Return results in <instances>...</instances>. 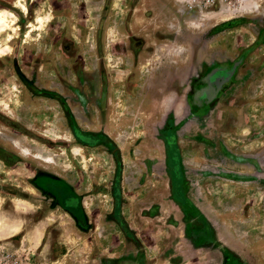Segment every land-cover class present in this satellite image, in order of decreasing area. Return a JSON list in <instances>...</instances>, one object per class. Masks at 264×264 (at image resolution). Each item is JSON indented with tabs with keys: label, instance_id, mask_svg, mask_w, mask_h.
Segmentation results:
<instances>
[{
	"label": "rangeland",
	"instance_id": "rangeland-1",
	"mask_svg": "<svg viewBox=\"0 0 264 264\" xmlns=\"http://www.w3.org/2000/svg\"><path fill=\"white\" fill-rule=\"evenodd\" d=\"M139 1L0 0V244L38 264H264V185L230 160L264 145L244 118L264 114V0ZM164 127L195 227L170 199Z\"/></svg>",
	"mask_w": 264,
	"mask_h": 264
},
{
	"label": "flooded vegetation",
	"instance_id": "flooded-vegetation-1",
	"mask_svg": "<svg viewBox=\"0 0 264 264\" xmlns=\"http://www.w3.org/2000/svg\"><path fill=\"white\" fill-rule=\"evenodd\" d=\"M167 126H169V125H167ZM170 132L171 131L169 130V128L164 127L162 129L160 135H161V138L164 142L165 166H166L165 172H166V175H167L168 180H169V188H170V192H171V198L176 204H178V206H180L182 213H183V217H185V220L188 219V221H186V224H187L186 227L187 226L195 227L197 225H194L193 223L189 222V220H190L189 214H191L192 215L191 217L195 218V220H198L196 218V216L201 215V214L197 213L194 205L189 204V200L183 191V188H182L183 186H182V183L180 182V179H179L180 175L176 172L177 167L175 166V161L177 159L176 155L179 151L178 142H177L176 137H174L173 132L171 135H170ZM120 173H121V167H120V165H117V171L115 173V181H114L115 182L114 183V192H112L113 195L115 194V189H118V185H116V184H118V182H119ZM46 184L49 185L50 182H46ZM58 186H59V190H57V188L55 189L54 187H53V189H54V193L56 194V197L61 201V203H63L69 209H71V208L75 209L76 206L78 207L76 202H73L72 198L69 195H66V196L64 195L65 188L62 187L61 185H58ZM119 195H120V193H119ZM187 206L190 207V209L192 207L193 208L190 210ZM199 220H200V217H199ZM205 229H207L208 232H210V236L212 239V232H211V229L209 228V226H208V228L206 226ZM197 231L199 232V230H197ZM227 255H228V252H227ZM231 257L234 260L236 259V258H234L235 256H231Z\"/></svg>",
	"mask_w": 264,
	"mask_h": 264
},
{
	"label": "crops",
	"instance_id": "crops-1",
	"mask_svg": "<svg viewBox=\"0 0 264 264\" xmlns=\"http://www.w3.org/2000/svg\"><path fill=\"white\" fill-rule=\"evenodd\" d=\"M150 1L151 0H140L137 4H136V8L139 10L140 8L141 9H144V8H146V7H148V5H149V3H150ZM179 1H183V0H179ZM141 6V7H140ZM141 9H140V11H141ZM140 11H138V12H140ZM145 40H147V38L145 39ZM181 46H182V44H180ZM183 48L184 49H186L187 47H186V43H184V45H183ZM141 50L143 49V47L142 48H140ZM144 50H146V51H149V48L147 47H145L144 48ZM141 52V51H140ZM140 52H138V53H140ZM260 98V101L258 102V104L259 105H261V104H263L264 105V95L263 96H260L259 97ZM244 118L245 119H247V124L250 126H252L253 127V125L255 124V122H253L254 120H257L259 123L261 122H264V114L262 115V113H259L258 112V114L256 115V118H255V114H252L251 112L250 113H248L247 115H245L244 116ZM253 130V129H252ZM226 134L228 135L229 134V132L228 131H226ZM249 145V144H248ZM247 145V146H248ZM230 147H228V145H226V146H224V148H223V146H222V144H221V147L219 146V150H222V151H224L225 153H226V155L227 156H229L230 155V152H233L231 149H229ZM246 150H248L247 152H248V154L246 155V157L243 155V157L241 158V160H238V161H235L234 160V158H231L230 160L232 161V163H233V166L232 167H234V164H235V162H237L235 165L236 166H242V167H244V168H246L247 170L246 171H244L243 173H242V176L244 177V179L242 178V179H240V181L241 182H250V183H253L254 182V179L256 178V180H257V184L259 185L260 183H262L263 185H264V145H262V147H260V148H258L257 150L256 149H251L250 150V146L249 147H247V149ZM257 168V172H256V175H254L253 176V173H254V171H252L254 168ZM252 172V173H251ZM256 176V177H255ZM166 180H167V185L169 186V180H168V177L166 178ZM170 199H172V198H170ZM189 200V199H188ZM174 202V201H173ZM194 207L196 208V211H197V213L198 214H204L203 213V211H202V209L199 207V206H197L195 203H194ZM71 211H78V209H72L71 208ZM72 212V213H73ZM71 213V214H72ZM184 219V218H183ZM186 225L187 224H185L184 226L186 227ZM120 226L123 228V230H125V232L128 234V235H131L132 233H131V231L129 230V229H124V224H123V226H122V224L120 223ZM82 227H84V226H82ZM211 229V228H210ZM182 232L184 233L185 232V230L183 229L182 230ZM182 238L183 239H185V237H184V235L182 236ZM213 238H215V240H217V241H219V240H222L221 238H220V236L219 235H217V232H216V234H215V232L213 231ZM49 242H50V240H49ZM4 244H7V243H3V244H0V247L2 246V245H4ZM10 244V243H9ZM224 245L228 248V247H230V248H232V249H234V252H238V249L237 248H235V247H237V246H235V247H233V246H231L229 243H224ZM47 246V245H46ZM45 246V247H46ZM44 247V249L46 250V248ZM48 247V246H47ZM169 247H171V245L169 246ZM241 248H243V247H241ZM239 253V252H238ZM176 254H178V253H176ZM179 254H181V253H179ZM234 254V253H233ZM235 255V254H234ZM242 256H243V254H242ZM242 264H244V261L242 260Z\"/></svg>",
	"mask_w": 264,
	"mask_h": 264
},
{
	"label": "built area",
	"instance_id": "built-area-1",
	"mask_svg": "<svg viewBox=\"0 0 264 264\" xmlns=\"http://www.w3.org/2000/svg\"><path fill=\"white\" fill-rule=\"evenodd\" d=\"M0 264H38L36 255L29 247L14 248L4 244L0 247Z\"/></svg>",
	"mask_w": 264,
	"mask_h": 264
},
{
	"label": "water",
	"instance_id": "water-1",
	"mask_svg": "<svg viewBox=\"0 0 264 264\" xmlns=\"http://www.w3.org/2000/svg\"><path fill=\"white\" fill-rule=\"evenodd\" d=\"M240 59L236 60L231 69L229 71H227V74L225 77H214L213 79L210 80L209 76L206 77L205 81H207V85L204 87L199 88V90L196 92V94L193 97V102L194 103H200L199 102V97H197V95H199L200 93L202 95H206L205 97H208V99H212L216 93V90L222 85V83L228 79L233 71V69L235 68V66L239 63ZM218 70V68H214L211 73L216 72ZM218 72V71H217ZM211 75V74H210ZM211 83L216 85V89H212L211 87Z\"/></svg>",
	"mask_w": 264,
	"mask_h": 264
},
{
	"label": "trees",
	"instance_id": "trees-1",
	"mask_svg": "<svg viewBox=\"0 0 264 264\" xmlns=\"http://www.w3.org/2000/svg\"><path fill=\"white\" fill-rule=\"evenodd\" d=\"M74 132L76 134V136L78 137V139H80L81 141H83L84 143L88 144V145H92L95 144L96 141L98 140V137L90 132H82L80 129H78L77 127L74 128ZM117 181V180H116ZM71 194V193H70ZM73 202H76V204L78 205V207L76 206L75 209L79 208V198L75 195H69ZM115 213L118 214L119 213V194H118V189H115ZM75 204V203H74ZM119 218V217H118ZM123 226V224H122ZM125 229V227H124Z\"/></svg>",
	"mask_w": 264,
	"mask_h": 264
},
{
	"label": "bare ground",
	"instance_id": "bare-ground-1",
	"mask_svg": "<svg viewBox=\"0 0 264 264\" xmlns=\"http://www.w3.org/2000/svg\"><path fill=\"white\" fill-rule=\"evenodd\" d=\"M5 20L0 16V23H1V28L4 26L3 24L5 23L4 22ZM6 25V24H5Z\"/></svg>",
	"mask_w": 264,
	"mask_h": 264
}]
</instances>
